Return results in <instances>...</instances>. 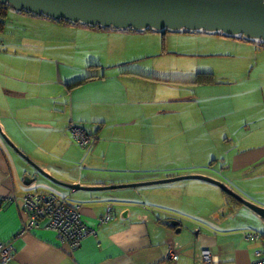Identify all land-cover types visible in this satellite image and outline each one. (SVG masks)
<instances>
[{"label":"crops","instance_id":"1","mask_svg":"<svg viewBox=\"0 0 264 264\" xmlns=\"http://www.w3.org/2000/svg\"><path fill=\"white\" fill-rule=\"evenodd\" d=\"M64 26L74 30L79 25ZM167 34L163 36L165 43ZM5 44L0 40L3 52ZM47 45L44 41V48ZM47 64L44 73L51 76V65ZM90 65L83 76L90 78L68 92L70 100L59 101L62 94L50 93V87L44 96L43 67L36 64L32 77L39 88H30L27 97L42 100V106L37 107L21 106L27 97L19 89V75L0 74L2 132L31 162L57 181L88 185L203 174L225 182L237 194L264 207V96L254 100L248 93H264V77L233 80L228 77L232 68H228V72L220 69L221 76L215 79V69H197L195 74L212 75L209 82L175 85L169 96L147 95L144 84L155 74L154 68L121 64L106 70L100 63L93 64L98 68ZM86 87L87 98L79 94ZM181 91L184 95H175ZM154 93H159L158 87ZM245 93L247 96H241ZM171 113L181 115L174 128L167 123L163 129L156 128L151 122L134 127L139 119L152 121ZM210 125H217L219 131L226 128L224 135L236 136L224 137L217 153L210 143L199 141L203 130L205 137L212 133ZM72 126L93 132L94 146L88 150L81 147ZM28 139L37 148H44L46 142L51 146L44 151V160L34 155ZM35 173L26 159L5 143L0 130V241L15 249L6 264H252L261 250L260 241H247L243 234L255 231L264 236L262 221L209 182L186 179L138 188L72 191ZM55 189L58 194L52 192ZM26 193H51L78 207L83 224L94 234L71 250L47 228L46 220L37 222L29 232H21L28 217L8 197ZM107 212L112 219L100 223ZM171 249L176 252L175 261L167 258ZM202 250L210 252V262L203 260Z\"/></svg>","mask_w":264,"mask_h":264},{"label":"rangeland","instance_id":"2","mask_svg":"<svg viewBox=\"0 0 264 264\" xmlns=\"http://www.w3.org/2000/svg\"><path fill=\"white\" fill-rule=\"evenodd\" d=\"M4 21L5 26L3 33L0 34V40H4L6 43L4 46L6 51L3 52L0 49V74L8 72L19 75V89L25 91L24 97H27V91L30 88H39L32 77L37 68L36 64L43 67L44 96H47L46 89L50 87V93L59 92L62 94L59 101L70 100L68 92L74 88L69 84L82 80L85 67L95 63H100L106 70H108L107 67L121 64L154 68L155 74L153 76L149 74V82L144 84L147 95L169 96L172 93L171 87L178 84H193L197 69L198 71L215 69V79L221 76L220 69L228 72V68H232L228 77L233 80H254L256 78L261 80L264 77V50L257 48V44L251 41L225 38L219 35H189L187 33L173 35L168 32L165 43L161 33L156 34L151 31L136 34L134 32L105 31L79 24L76 26L78 28L74 30L69 26L62 28L63 24H60V28L57 24H51L44 20V17L15 12L10 8ZM44 41H47V48H44ZM158 54L160 55L158 56ZM44 64H47L52 70L51 76L44 73ZM116 72V67H114V73ZM142 76L145 77V75ZM149 87L150 90H148ZM157 87L159 93H154ZM83 89L79 94L87 98L88 88ZM173 90L175 92V88ZM182 92H177L175 95H184ZM248 93L251 99L255 97L254 100L257 98L260 100V97L264 96V93L260 91ZM241 96H247V94ZM18 101L17 103L20 104ZM41 101L27 97L21 100V106H42ZM249 101L247 104L252 106ZM58 104L60 103L58 102ZM258 104H261L260 101ZM177 114L179 113L154 117L152 121L139 119L134 127H146L151 122V125L156 128L163 129L166 123L169 128H174L180 121L178 117L181 115ZM210 126L212 133L208 132V137H205L203 130L199 134V141L210 143L211 149L215 153L219 151L218 145L221 146L224 137H236L234 134L224 135L226 128L219 131L217 125ZM196 136L197 134H194L193 139ZM30 144L29 147L35 148L34 155L44 160V151L49 150L51 146L46 142L44 150L42 146L37 148V145L31 142ZM56 191V189L52 190L57 193Z\"/></svg>","mask_w":264,"mask_h":264},{"label":"water","instance_id":"3","mask_svg":"<svg viewBox=\"0 0 264 264\" xmlns=\"http://www.w3.org/2000/svg\"><path fill=\"white\" fill-rule=\"evenodd\" d=\"M15 12L31 14L68 24L117 31L186 32L221 34L228 38L264 44V0H0ZM2 138L40 175L72 191L114 190L164 184L178 180H202L219 187L228 196L251 210L264 224V207L242 197L225 182L203 174L176 176L120 185H88L79 181H57L17 150L2 132ZM36 180V179H35Z\"/></svg>","mask_w":264,"mask_h":264},{"label":"built area","instance_id":"4","mask_svg":"<svg viewBox=\"0 0 264 264\" xmlns=\"http://www.w3.org/2000/svg\"><path fill=\"white\" fill-rule=\"evenodd\" d=\"M72 134L75 141L84 148H90L94 139L83 130L72 126ZM9 201L19 204L22 211L28 217V222L22 225L21 232H29L37 226L40 220L47 221V228L54 231L62 244L67 245L71 250H76L81 246L85 237L93 235L94 231L87 228L81 220V212L78 207L68 205L63 199L54 194L26 193L22 197L15 195L8 197ZM111 213L107 212L100 219V223H105L112 219ZM247 241H260L261 250L256 252L257 260L252 264H264V236L255 231H247L243 234ZM15 249L11 243L0 241V264H6L13 258ZM201 256L205 262H210L212 257L209 251L202 250ZM167 258L176 260V252L169 250Z\"/></svg>","mask_w":264,"mask_h":264},{"label":"trees","instance_id":"5","mask_svg":"<svg viewBox=\"0 0 264 264\" xmlns=\"http://www.w3.org/2000/svg\"><path fill=\"white\" fill-rule=\"evenodd\" d=\"M8 9H9V7H6L5 5H0V34H2L3 33V30H4V26H5V21H4V18H5V16H6V14H7V11H8ZM25 14H27V13H25ZM29 15H31V14H29ZM33 16V15H32ZM39 17H41V16H39ZM44 19H46V18H44ZM48 20H50V19H48ZM50 21H53V22H56V23H61V24H68V23H65V22H63V21H54V20H50ZM78 25V24H77ZM79 25H81V24H79ZM87 27V26H86ZM88 28H90V27H88ZM93 28H96V29H99V30H105V31H117V30H114V29H112V28H100V27H93ZM92 29V28H91ZM128 32H135V31H128ZM144 32H151V31H144ZM153 32V31H152ZM165 33H167V32H165ZM164 32H162L161 34H162V36H164V34H165ZM184 33H186V32H184ZM217 35H219V36H222V37H225V36H223V35H221V34H217ZM225 38H228V37H225ZM236 37H233V39H235ZM237 39H241V40H244V39H242V38H237ZM246 41V40H245ZM253 43H256L257 44V47L258 48H263L264 49V44L263 43H260V42H253ZM89 67H99V65H93V64H91ZM211 77H212V75L211 74H209V73H200V74H196V79H194L193 80V84H203V83H205V82H209V80L211 79ZM88 78H90V76H88V77H85V78H83L82 80H80V81H76V82H74V83H71V84H69L72 88H75V87H77V86H79L81 83H83V81L84 80H86V79H88ZM208 79V81L207 80H205V79ZM96 132H97V130H96ZM86 134H88L90 137H92V139H94V141L96 140V135L92 132V133H87V132H85ZM94 146V144H92V146L91 147H93ZM90 147V148H91ZM84 148V147H83ZM86 150H88L89 148H85Z\"/></svg>","mask_w":264,"mask_h":264}]
</instances>
